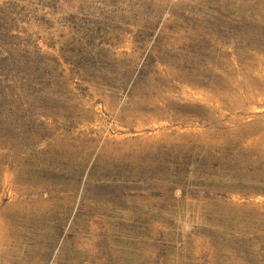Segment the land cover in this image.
<instances>
[{
  "label": "rangeland",
  "instance_id": "374dc122",
  "mask_svg": "<svg viewBox=\"0 0 264 264\" xmlns=\"http://www.w3.org/2000/svg\"><path fill=\"white\" fill-rule=\"evenodd\" d=\"M263 132L264 0H0V264H264Z\"/></svg>",
  "mask_w": 264,
  "mask_h": 264
},
{
  "label": "bare ground",
  "instance_id": "6f19581e",
  "mask_svg": "<svg viewBox=\"0 0 264 264\" xmlns=\"http://www.w3.org/2000/svg\"><path fill=\"white\" fill-rule=\"evenodd\" d=\"M256 79L259 80V78H254L252 81L253 82H257ZM161 90H162L161 87H158L157 88V91L158 92H160ZM134 104H135L134 106L132 105L131 108L128 109L129 111H123L121 113V116L122 115L123 116L130 115L131 113L134 112L133 109H135V111H139L141 109L144 112H147L149 110H152V111H155L158 114H165L167 111H169V109L178 107L175 103H173L172 100H169V98H166L165 96L163 97V100H162L161 105L159 104V102L155 101L153 98H151L150 100H148L146 102H141V103H136L135 102ZM185 107L187 108V106H185ZM212 111H213V108L211 109L208 106V109H206V110L204 109L202 111V113H206L208 115V114L212 113ZM175 115H176V113H175ZM260 128H261V125H258V126H256V125H249V124H247V125H245V124L244 125H240L241 132L242 131H245L247 134H250V133H252L255 130H260ZM185 135H186V137H185V144L186 145H189V142H188L189 139H188V137H190V140L192 141V147L193 148H197V138H196V136L199 135V134H192V132L190 130H187V131H184V132L181 133V136H185ZM116 138H117V141L119 139H121V137L118 136V135L116 136ZM262 139L264 141V132L262 133V137L259 140H257V142L259 143ZM185 148H188V147H185ZM147 152H148L147 151V148H145L144 151H142V152H140V151L139 152H128V156L130 157V155H134L136 159L138 158V159L142 160L148 154ZM248 153H249L248 156L247 155L243 156V153L240 156V158H243V159L245 157V165L253 164V165L259 166V167L264 166V147L263 148L262 147H251V148H248ZM117 160H118V158L117 157H114L111 161L112 162H114V161L117 162ZM241 163L244 165V161H242ZM113 167L116 168L115 165H112V164L111 165H107L104 168V171H105L104 173H111V174H113V170H114ZM209 211L211 212V209H208L207 210V212H209ZM235 262H236V264H241L242 262H245V261H243V259H238L237 258V260Z\"/></svg>",
  "mask_w": 264,
  "mask_h": 264
}]
</instances>
